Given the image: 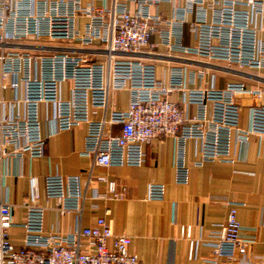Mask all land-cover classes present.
Wrapping results in <instances>:
<instances>
[{"label": "built area", "instance_id": "obj_1", "mask_svg": "<svg viewBox=\"0 0 264 264\" xmlns=\"http://www.w3.org/2000/svg\"><path fill=\"white\" fill-rule=\"evenodd\" d=\"M162 4L169 12L159 9ZM157 47L202 67L170 65L166 76L158 77L155 64L140 56ZM213 62L264 77V0H0V105L10 110L0 116V158L43 155L44 106L57 132L83 125L81 153L106 167H138L145 161V144L171 137L174 181L187 184L190 141L197 146L191 164L200 167L232 161L234 140L264 136V103L249 107L248 127L241 129L237 101L238 95L264 99V88L238 80L216 87L206 69ZM8 90L12 96L6 99ZM177 92L179 101L171 99ZM99 180L107 183L109 199H122L113 180ZM29 186L21 245L8 232L11 205L0 202V264H143L129 251L130 237L115 234L104 217L68 232L46 231L37 179L30 177ZM43 191L56 200L60 214L80 218L85 197L79 176L46 175ZM164 196V183L148 185L147 200ZM241 230L236 204L229 203L203 264L245 255L251 241ZM182 235L192 259L197 242L189 228Z\"/></svg>", "mask_w": 264, "mask_h": 264}, {"label": "crops", "instance_id": "obj_2", "mask_svg": "<svg viewBox=\"0 0 264 264\" xmlns=\"http://www.w3.org/2000/svg\"><path fill=\"white\" fill-rule=\"evenodd\" d=\"M159 9L169 12L170 6L162 4ZM151 40L155 41V37ZM26 44L32 42H24ZM145 53L140 56L155 64L158 77H165L170 65H182L187 70L202 67L181 55L168 54L163 47L147 49ZM212 65L206 69L214 74L218 88L227 80L264 88V77L255 70L227 66L222 62ZM205 81H209L208 76ZM66 89L64 83V96ZM11 96L10 90L4 93L6 99ZM171 99L179 101L180 93L172 94ZM237 101L241 105L240 128L247 129L249 107L264 103V99L238 95ZM9 111L0 105V116ZM40 113L45 136L43 155L39 158L27 155L0 158V202L11 205L13 226L8 232L14 244H22L21 224L30 197L29 178L34 177L40 204L46 207V231L68 232L78 224L92 225L96 218L104 217L115 234L130 237L129 251L143 264H203V259L213 252V231L226 218L229 203H235L242 227L240 236L251 243L245 255L232 260L220 257L217 264H264V136L250 134L246 141L234 140L232 161H208L200 167L191 164L197 158V146L190 141L187 150L189 181L183 185L174 181L171 137L158 136L145 144V161L138 167H106L95 164L91 156L81 153L85 135L83 125L57 132L51 110L43 106ZM102 113L99 111L97 117ZM112 132L117 134L119 126H114ZM49 174L79 176L85 197L80 218L74 212L60 214L56 200L45 198L43 178ZM100 176L115 182L116 191L122 193L121 200L108 198L111 194L107 183L99 180ZM150 183L165 184L162 201L146 199ZM183 228H189L192 239L197 242L192 259L188 258L189 242L182 235Z\"/></svg>", "mask_w": 264, "mask_h": 264}]
</instances>
